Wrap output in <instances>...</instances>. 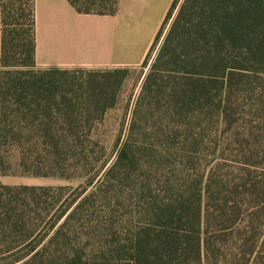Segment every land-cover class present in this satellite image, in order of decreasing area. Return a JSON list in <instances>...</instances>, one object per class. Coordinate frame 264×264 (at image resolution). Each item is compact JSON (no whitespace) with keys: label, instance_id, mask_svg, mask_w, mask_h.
I'll use <instances>...</instances> for the list:
<instances>
[{"label":"trees","instance_id":"16d2710c","mask_svg":"<svg viewBox=\"0 0 264 264\" xmlns=\"http://www.w3.org/2000/svg\"><path fill=\"white\" fill-rule=\"evenodd\" d=\"M179 1L112 158L68 69L36 68L33 0H1L0 176L81 183L0 182V264H264V0Z\"/></svg>","mask_w":264,"mask_h":264},{"label":"crops","instance_id":"0c3cea01","mask_svg":"<svg viewBox=\"0 0 264 264\" xmlns=\"http://www.w3.org/2000/svg\"><path fill=\"white\" fill-rule=\"evenodd\" d=\"M172 2L118 0L115 15L101 16L79 14L67 0H33L36 68L99 70L140 65ZM1 48L0 0V58Z\"/></svg>","mask_w":264,"mask_h":264},{"label":"rangeland","instance_id":"374dc122","mask_svg":"<svg viewBox=\"0 0 264 264\" xmlns=\"http://www.w3.org/2000/svg\"><path fill=\"white\" fill-rule=\"evenodd\" d=\"M181 0L179 1V3ZM176 13V11H175ZM27 27V26H25ZM167 27V26H166ZM165 30V29H164ZM162 39L160 40L161 43ZM159 44L150 50L147 63L130 67H117L110 69H68L66 78L76 85L79 93L84 96L88 105L82 110L83 114L101 117L102 122L93 127V133L101 143L103 149L99 156L111 154L113 158L116 151V141H124L132 120L135 105L140 95L143 81L149 71L150 65L156 56ZM19 57L11 66L19 65ZM0 181L9 186H69L75 189L81 181H67L56 178L31 177H2Z\"/></svg>","mask_w":264,"mask_h":264}]
</instances>
